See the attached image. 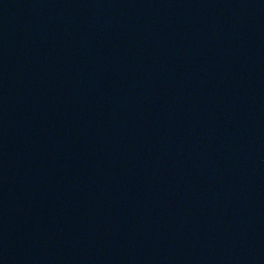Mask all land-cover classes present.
<instances>
[{
	"label": "water",
	"instance_id": "obj_1",
	"mask_svg": "<svg viewBox=\"0 0 264 264\" xmlns=\"http://www.w3.org/2000/svg\"><path fill=\"white\" fill-rule=\"evenodd\" d=\"M198 0H0V40L144 8Z\"/></svg>",
	"mask_w": 264,
	"mask_h": 264
}]
</instances>
